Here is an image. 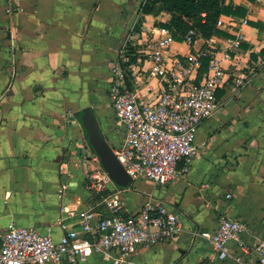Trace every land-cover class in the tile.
<instances>
[{"label":"crops","instance_id":"0c3cea01","mask_svg":"<svg viewBox=\"0 0 264 264\" xmlns=\"http://www.w3.org/2000/svg\"><path fill=\"white\" fill-rule=\"evenodd\" d=\"M142 1L0 0V243L12 224L59 242L78 228L81 212H109L101 198L108 191L87 182L90 161L79 148L87 137L76 115L92 107L111 146L120 138L104 119L112 117L110 68ZM228 3L246 12L222 16V35L172 46L180 55L203 50L209 62L201 74L217 59L229 79L218 89L220 110L199 128L189 171L165 186L136 181L108 192H119L127 212L156 199L181 220L176 239L140 248L124 264H235L236 256L256 262L250 244L264 239V0ZM9 8L14 12L7 14ZM170 18L146 15L142 28ZM239 81L248 84L241 89ZM223 217L246 225L242 239L249 245L244 252L232 242L224 261L196 235L215 230ZM85 264L113 263L93 256Z\"/></svg>","mask_w":264,"mask_h":264},{"label":"built area","instance_id":"2783aa9c","mask_svg":"<svg viewBox=\"0 0 264 264\" xmlns=\"http://www.w3.org/2000/svg\"><path fill=\"white\" fill-rule=\"evenodd\" d=\"M6 11L11 14L14 9ZM139 17L131 34L118 43L117 61L110 68L108 90L120 135L112 147L133 183L165 186L189 171L198 153L199 128L220 110L218 89L229 79L217 59L201 74L206 56L203 50L173 53L175 39L169 29L135 32ZM223 25L220 19L218 27ZM200 38L193 29L184 43L193 46ZM247 84L236 82L241 89ZM83 155L100 164L91 149ZM87 179L99 192L116 187L103 168L88 173ZM66 189L63 186L62 192ZM105 202L107 214L81 212L78 228L66 230L59 242L34 228L10 225L1 238L0 264H85L93 256L124 264L140 248L174 240L182 230L179 214L161 200L151 199L137 212L124 210L119 192L106 197ZM246 231L242 221L223 217L215 230L196 235L209 241L224 261L232 256V242L248 252L249 245L242 239ZM250 246L256 262L236 256L235 264H264V239Z\"/></svg>","mask_w":264,"mask_h":264},{"label":"trees","instance_id":"16d2710c","mask_svg":"<svg viewBox=\"0 0 264 264\" xmlns=\"http://www.w3.org/2000/svg\"><path fill=\"white\" fill-rule=\"evenodd\" d=\"M229 0H143L140 5V17L135 32L140 33L146 15H159L162 12L170 14L167 23L159 24L170 30L175 41L183 42L184 37L191 30H196L203 39L209 40L214 36L222 35L218 22L222 16H241L245 14L243 8H235ZM254 2L256 0H249ZM204 60V65L208 64ZM205 71V70H204ZM110 194L105 192L101 198ZM205 231V230H204Z\"/></svg>","mask_w":264,"mask_h":264},{"label":"water","instance_id":"95a60500","mask_svg":"<svg viewBox=\"0 0 264 264\" xmlns=\"http://www.w3.org/2000/svg\"><path fill=\"white\" fill-rule=\"evenodd\" d=\"M76 119L87 137V144L79 141L80 150L84 152L91 149L99 158L102 168L115 186L119 190L129 189L133 184V180L118 160L113 147L106 138L103 131L104 122L99 120V116L95 114L92 107L77 112ZM104 119H107L108 123L111 122V118L108 116Z\"/></svg>","mask_w":264,"mask_h":264},{"label":"rangeland","instance_id":"374dc122","mask_svg":"<svg viewBox=\"0 0 264 264\" xmlns=\"http://www.w3.org/2000/svg\"><path fill=\"white\" fill-rule=\"evenodd\" d=\"M111 111H112L111 123H112L113 127H116V119H115L113 107H111ZM89 166H91L89 168V174L97 173V171L101 170V168H102L101 164H99L98 162H93L91 160H90ZM87 182H88V184H90L88 179H87Z\"/></svg>","mask_w":264,"mask_h":264},{"label":"flooded vegetation","instance_id":"af4514ba","mask_svg":"<svg viewBox=\"0 0 264 264\" xmlns=\"http://www.w3.org/2000/svg\"><path fill=\"white\" fill-rule=\"evenodd\" d=\"M94 110V112H95V114L97 115V111L95 110V109H93ZM98 116V115H97ZM99 120L101 121V122H103V120L100 118V116H99Z\"/></svg>","mask_w":264,"mask_h":264}]
</instances>
